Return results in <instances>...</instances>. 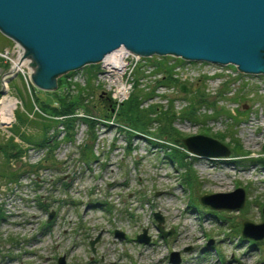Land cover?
<instances>
[{
	"label": "rangeland",
	"instance_id": "rangeland-1",
	"mask_svg": "<svg viewBox=\"0 0 264 264\" xmlns=\"http://www.w3.org/2000/svg\"><path fill=\"white\" fill-rule=\"evenodd\" d=\"M8 42L0 32V47ZM173 58L150 55L140 64ZM174 60L182 65L173 71L182 85L156 82L165 72L153 73L151 66L138 68L142 69L140 85L147 90L155 86L154 95L142 106L156 103L165 109L168 97L174 98L177 116L173 125L182 133L179 141L188 134L205 133L227 144L230 154L206 157L187 151L190 155L183 161L189 162L194 173L191 171L190 185L184 184L182 176L188 167L167 157L160 144L164 140L128 135L119 129L126 127L121 104L116 109L106 108L102 86L92 85L95 73L90 82L88 74L85 80L84 91H95L88 105H83L87 94L82 90L76 94L62 84L54 90L35 86L38 106L57 103L58 96L67 97L78 103L76 113L86 111L87 106V114L95 122L90 125L77 118L71 140L60 138L64 126L54 124L56 131L50 134L58 139L57 146L47 148L44 160L31 164L32 169L48 168L32 181L36 196L28 201L0 199V264H57L61 254L66 256V264H264V237L256 241L241 234L242 218L254 222L264 219V74L243 73L232 63L217 64L213 69L211 65L197 68L196 62L185 67L186 61ZM0 64L2 71L3 62ZM9 83L22 99L17 112L31 110L29 94L19 76ZM193 93L215 100L214 106L197 103V117L206 116L204 121L179 113ZM26 124V135L40 136V127ZM157 124L153 121L151 130H156ZM6 134L0 127V145L8 140ZM16 143L10 151L22 149V144ZM85 143L93 152L89 160L80 154V145ZM236 143L243 151H235H239ZM16 156H7L0 147V187L8 184ZM22 165L28 167L25 163L18 167ZM237 186L245 190L241 208L213 209L198 199L200 194L231 191ZM52 209L54 215L46 221ZM154 211L162 215L163 228L169 231L164 236L157 230ZM115 228L123 236H117ZM143 228L150 235L148 242L136 239ZM100 231L93 250L90 239ZM173 250L178 252L177 263L170 260Z\"/></svg>",
	"mask_w": 264,
	"mask_h": 264
},
{
	"label": "water",
	"instance_id": "water-1",
	"mask_svg": "<svg viewBox=\"0 0 264 264\" xmlns=\"http://www.w3.org/2000/svg\"><path fill=\"white\" fill-rule=\"evenodd\" d=\"M0 32L24 47L21 57L31 59L33 83L48 90L57 87L60 74L96 63L120 46L143 56L232 63L241 72L264 74V0H0ZM182 142L191 154H230L227 144L205 133L188 134ZM198 199L213 209H238L245 190L237 186ZM54 212L49 211L47 220ZM153 216L159 233H169L162 215L154 211ZM114 233L123 236L117 228ZM100 234L90 239L93 250ZM241 234L263 238L264 219L242 218ZM136 239L149 241L146 228ZM170 260L179 261L177 251L170 252ZM57 264H66L65 254Z\"/></svg>",
	"mask_w": 264,
	"mask_h": 264
},
{
	"label": "trees",
	"instance_id": "trees-1",
	"mask_svg": "<svg viewBox=\"0 0 264 264\" xmlns=\"http://www.w3.org/2000/svg\"><path fill=\"white\" fill-rule=\"evenodd\" d=\"M9 39V38H8ZM10 41V39H9ZM165 55H160L159 58H163ZM157 57V56H156ZM179 60H182V58H177ZM164 61V60H163ZM178 62V61H177ZM174 61L172 64L168 63V61L162 62V60H156L152 61L151 63L154 64V68L152 69L153 73L157 72H165L161 74L162 80H155L156 82H162L173 84V85H182L179 82V78L174 76L173 71L174 66L177 63ZM95 64V65H94ZM1 65V64H0ZM6 66V65H5ZM92 66V67H91ZM99 67L98 63H89L87 64V71H88V82H90V78L92 73H95L96 69ZM91 68V69H90ZM142 72V69H136L135 70V77L133 81V88L128 96L127 99H125L121 105V114L125 116V125L126 127H119L120 130H124L128 133V135H144L148 138L149 136L160 138L164 141H161L160 144L164 147L167 157L170 160H177L180 165H182L186 169V172L183 173L182 179L184 184L190 185V179L192 177V174L194 173L192 170H190L189 162L183 161L184 158H186L189 153L186 150L185 145L183 142L179 141V136H182V133L173 125V121L176 118V110L173 107V100L174 98L168 97V108L162 109L159 104L156 103H149L147 106H142V102L154 95L155 86L150 87L148 90L146 89V86L140 85V80L138 78V74ZM144 75V74H143ZM60 84V82H59ZM17 91V89H16ZM34 92V88L32 90ZM100 93H104L101 91ZM106 93V92H105ZM18 94V91H17ZM30 99L31 107L33 106L32 99L30 96H28ZM34 101L37 99L34 96ZM83 98V97H82ZM105 98L107 100V107L106 108H112L113 100L109 96L108 93H106ZM83 100V99H82ZM89 101V100H87ZM83 101V105L88 103ZM200 102H206L208 105L214 106L215 100L212 99L211 101L206 99V96L203 93H193L188 97V103L186 106H183L180 108L179 113H181L182 116L193 118L195 120H202L204 121L206 119V116H203L201 119L197 117V103ZM39 104V103H38ZM77 102H73L71 99H67V97L58 96L57 103L50 102L48 105H40L39 107L43 109L48 114L52 115H60V114H72L75 112L76 109L74 107H77ZM82 108L84 106L81 105ZM18 109V108H17ZM17 109L15 110V116H16V122L12 126L13 132L17 133L22 139L27 140L28 142L35 143V144H44L48 148L49 147H56L58 142V139L54 138L55 134H50V132H53L56 128L54 127V124H60L62 123L64 125V134L63 139L71 140L73 135V128L75 125V121L77 118H82L89 123L90 125H93L95 120L89 116H76V115H69L65 116L63 118H54V117H47L43 116L41 114H37L34 117H29L27 112L32 111L31 110H19L17 112ZM24 109V108H23ZM86 111L85 113H89L90 109L88 110L87 106L84 108ZM226 111V110H225ZM217 113L219 110L216 111ZM153 113V115H152ZM105 115V114H104ZM161 119H164V121L161 122ZM153 121L158 122L156 130H151L153 126ZM27 122H32L33 124L40 127V136L39 137H29L26 135L28 133V130L25 129L28 127L26 124ZM23 128V129H22ZM56 131V130H55ZM60 132V131H59ZM8 140L0 145L2 147L3 151H5L6 155H19L22 149L19 150H13L10 151L9 148H15L17 146L16 141L13 140V137L10 136L7 138ZM178 141V142H177ZM157 142V141H153ZM237 147L239 149L235 150L237 152L243 151L240 147L239 143H236ZM80 154L83 156L84 160H89L90 156L93 154L92 150H90L89 144H83L80 145ZM167 148V149H166ZM234 149V148H233ZM9 153V154H8ZM18 157V156H17ZM193 173H192V172ZM20 171L16 168L13 169L12 172L9 173L8 178H15Z\"/></svg>",
	"mask_w": 264,
	"mask_h": 264
},
{
	"label": "built area",
	"instance_id": "built-area-1",
	"mask_svg": "<svg viewBox=\"0 0 264 264\" xmlns=\"http://www.w3.org/2000/svg\"><path fill=\"white\" fill-rule=\"evenodd\" d=\"M124 48V47H123ZM128 55H126L123 59L124 64L119 69L112 68L111 66H105L104 64V56L100 59L97 63L99 67L95 71V77L93 78L92 85L93 87L102 86L101 91L108 92L111 99L113 100V107L112 109H116L119 105L128 98L132 88H133V73L136 68L139 67H147L149 66L154 68V65L151 62H144L140 64L143 59L148 58L150 55L143 56L141 54L132 52L128 49ZM24 47L16 40L10 39L8 44H5L0 47V61L3 64H6L5 68L0 71V89L3 91L0 93V127L7 131L6 137L12 136L14 141H18V143L22 144V151L20 152L19 156L15 157L12 161V165L14 169H18L20 173L15 178H10L8 180V184L0 187V199L2 197L5 199H17L20 201H28V199H33L36 196V191L32 188V181L36 177L37 174H42V171L48 169L45 165L44 167L32 169L31 164L42 161L45 159V155L47 152L46 145H35L34 143L26 142L22 139L17 133L12 131V126L16 122L15 110L18 107L22 108V99L17 94L16 89L12 90L10 86L11 78L15 76H19L20 82L24 89L28 92L30 98L32 99V111L27 112L29 117H34L37 114H41L47 117H54V118H63L70 114H60V115H50L41 109L33 99V88L36 86L31 77V72H33V66L29 65L28 63L31 61L30 57L23 56L24 54ZM156 55V54H153ZM160 56V55H158ZM170 56V55H169ZM174 58L173 61H168V63L172 64L175 58H181L179 56L171 55ZM21 58V59H20ZM182 61H186L185 67L189 65V62H196L197 68H207L211 65L213 69L216 68L217 64L206 60H189L183 59ZM177 62V61H176ZM228 64V63H226ZM223 65V64H219ZM182 65L177 62L174 68L180 69ZM237 68V67H236ZM146 69V68H144ZM238 70V69H237ZM239 71V70H238ZM244 73V72H243ZM85 71L83 68H74L58 76L59 79H62V84L64 87L69 88L70 93L76 92L79 93V90L84 92V95L87 94L85 87ZM59 82L57 83L58 86ZM81 86V87H79ZM94 88L90 93H88L85 97V100H89L90 98L94 97ZM12 101V102H11ZM13 103L12 107L10 108L11 112H7V105ZM77 110V109H76ZM71 115H76L79 117L82 116H89L91 115L85 112L76 113L73 112ZM61 128H63V124H58ZM23 129V128H22ZM25 129L28 130V127ZM61 132V129H60ZM59 132V133H60ZM63 137L64 129L62 131ZM14 157V156H13ZM27 164L28 167H23L18 165L20 164ZM37 178V177H36ZM33 203V202H32ZM1 222V221H0ZM1 225V224H0Z\"/></svg>",
	"mask_w": 264,
	"mask_h": 264
},
{
	"label": "bare ground",
	"instance_id": "bare-ground-1",
	"mask_svg": "<svg viewBox=\"0 0 264 264\" xmlns=\"http://www.w3.org/2000/svg\"><path fill=\"white\" fill-rule=\"evenodd\" d=\"M128 55V51L123 48L122 46L119 47V49H117L115 52H111L110 54L108 55H104V64L105 66H111L112 68H115V69H119L120 67L123 66L124 64V57ZM87 64L89 63H85L81 66H79L78 68H83L84 71H85V80H86V77H87V74H88V71H87ZM95 65V64H94ZM229 65V64H228ZM92 67V66H91ZM91 69V68H90ZM96 74V73H95ZM256 75V74H255ZM108 93V92H107ZM109 94V93H108ZM110 96V95H109ZM12 102V101H11ZM13 103L7 105V109L6 111L7 112H11L10 108L12 107ZM11 106V107H10ZM201 119V118H200ZM244 153V152H243ZM242 154V153H241ZM190 155V154H189ZM230 157V156H229ZM237 157V156H236ZM262 162V161H261ZM257 241V240H256ZM255 241V242H256ZM263 243V242H262Z\"/></svg>",
	"mask_w": 264,
	"mask_h": 264
}]
</instances>
